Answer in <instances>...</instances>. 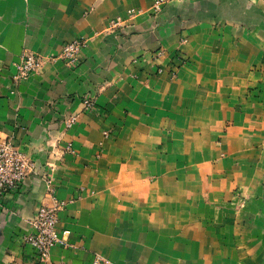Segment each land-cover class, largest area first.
I'll list each match as a JSON object with an SVG mask.
<instances>
[{"label":"crops","instance_id":"0c3cea01","mask_svg":"<svg viewBox=\"0 0 264 264\" xmlns=\"http://www.w3.org/2000/svg\"><path fill=\"white\" fill-rule=\"evenodd\" d=\"M153 2L0 0V138L36 162L1 200L0 264H38L50 187L69 245L48 264H264V0ZM78 38L77 66L19 77Z\"/></svg>","mask_w":264,"mask_h":264},{"label":"built area","instance_id":"2783aa9c","mask_svg":"<svg viewBox=\"0 0 264 264\" xmlns=\"http://www.w3.org/2000/svg\"><path fill=\"white\" fill-rule=\"evenodd\" d=\"M173 0H154L152 10L158 13L162 6ZM180 2H192L194 0H176ZM138 12H131L130 17H133ZM126 29L125 21L120 18H114L108 22L106 31L119 32ZM88 40L85 38L74 39L66 43L61 52L56 56L44 58L31 52H24L21 63L18 67V75L20 78H25L29 74L36 71L45 61L62 60L68 67H75L80 63L82 50L87 46ZM166 54L164 48H159L155 51V60H159ZM172 71V70H171ZM163 68L158 69V73H162ZM172 77L175 76L174 70L171 72ZM82 112H95L97 106L93 96H84L82 98ZM79 114H70L65 117L64 123L66 127H72L78 119ZM107 133H105V136ZM67 151L72 152L70 146ZM36 172V162L31 157L27 156L19 150L12 142L11 138H0V206L3 196L10 191L17 190L20 185L31 175ZM49 194L52 197L53 204L51 206H41L31 220L33 232L23 235L22 239L25 243L33 247L37 253L38 264H48L50 250L53 246L61 244L68 246L67 237L68 231H63L60 236L57 232L59 223V212L66 206L65 201H59L55 198L53 187L49 188ZM105 263L102 257L95 255L93 264Z\"/></svg>","mask_w":264,"mask_h":264},{"label":"rangeland","instance_id":"374dc122","mask_svg":"<svg viewBox=\"0 0 264 264\" xmlns=\"http://www.w3.org/2000/svg\"><path fill=\"white\" fill-rule=\"evenodd\" d=\"M101 257H102V256H101ZM102 259H103L104 262H105V263H103V264H109V262H108L105 258L102 257Z\"/></svg>","mask_w":264,"mask_h":264}]
</instances>
